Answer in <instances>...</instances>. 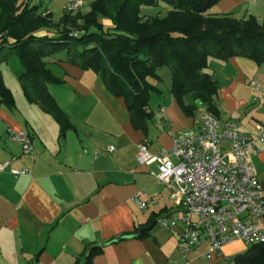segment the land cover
Instances as JSON below:
<instances>
[{
    "label": "crops",
    "instance_id": "crops-1",
    "mask_svg": "<svg viewBox=\"0 0 264 264\" xmlns=\"http://www.w3.org/2000/svg\"><path fill=\"white\" fill-rule=\"evenodd\" d=\"M210 13L253 15L262 22L264 0H220ZM59 56V66L51 68L65 83L50 84L49 90L76 129L61 137L56 119L26 96L13 109L0 102V165L6 164L0 170V264H74L89 244L104 245L93 264H225L224 256L238 258L259 248L237 241L224 246L222 254L205 257V242L185 254L179 245L181 230L158 223L175 209L169 189L150 174L157 170L156 163H138V152L142 142L153 152L171 147L166 120L182 127L192 125L195 117L179 113L173 96L162 92L164 102L168 100L161 105L166 112L160 111L166 132L138 130L123 97L113 96L94 71ZM211 67L220 86L221 118L234 119L243 131L254 132L264 113L253 100L250 82L257 81L264 90V63L234 56L224 64L213 59ZM83 95L87 102L79 99ZM110 102L127 114L106 120ZM10 129L30 132L36 152H25L22 143L11 139ZM109 145L115 146L113 152L106 150ZM257 149L254 161L264 184V145ZM95 150L101 152L95 155ZM16 168L31 172L14 176L11 170ZM136 193L148 201L145 210L134 201ZM154 222L146 236H137L136 227Z\"/></svg>",
    "mask_w": 264,
    "mask_h": 264
},
{
    "label": "trees",
    "instance_id": "trees-1",
    "mask_svg": "<svg viewBox=\"0 0 264 264\" xmlns=\"http://www.w3.org/2000/svg\"><path fill=\"white\" fill-rule=\"evenodd\" d=\"M218 1L93 0L86 12L64 7L63 17L56 21L43 0H1L0 102L11 109L16 106L1 64L18 60L13 68L27 99L56 119L61 137L76 129L49 90L50 84H63L65 79L48 68L45 58L65 52V61L94 71L110 93L125 99L138 130L151 128L150 100L162 90L149 77L160 79L164 67L171 73V94L186 116L204 106L221 118L220 86L208 71L210 58L241 56L263 64L264 19L210 13ZM161 4L168 7L163 15L143 12V6ZM137 230L138 237L148 234ZM103 250L104 245L89 244L74 264H80L81 258L83 264H93ZM254 264H264V250Z\"/></svg>",
    "mask_w": 264,
    "mask_h": 264
},
{
    "label": "built area",
    "instance_id": "built-area-1",
    "mask_svg": "<svg viewBox=\"0 0 264 264\" xmlns=\"http://www.w3.org/2000/svg\"><path fill=\"white\" fill-rule=\"evenodd\" d=\"M1 1V0H0ZM86 0H71L65 9L77 11ZM254 102L263 108L264 90L257 81L250 82ZM162 113L166 107L162 106ZM171 147L153 152L145 142L139 144L138 163H156L150 174L165 185L175 200V209L162 215L158 223L179 228L180 249L187 254L208 243L204 254H222L224 246L243 241L249 246L264 244V184L259 177L254 155L257 145H264V115L254 132L243 131L236 120L222 119L208 110L192 125L176 126L167 119ZM12 140L22 143L25 152L35 153L30 132L9 130ZM113 152L115 146H106ZM101 150H95L98 155ZM6 164L0 165L4 170ZM14 176L30 173V168H16ZM145 210L148 201L140 193L133 196ZM188 260L185 264H188ZM225 264H238L236 258L224 256Z\"/></svg>",
    "mask_w": 264,
    "mask_h": 264
},
{
    "label": "rangeland",
    "instance_id": "rangeland-1",
    "mask_svg": "<svg viewBox=\"0 0 264 264\" xmlns=\"http://www.w3.org/2000/svg\"><path fill=\"white\" fill-rule=\"evenodd\" d=\"M39 0H34V2H38ZM70 0H43V6H50L53 10H54V15H55V20L56 21H60V19L63 17L64 15V11L63 8L65 7V5L69 2ZM93 0H86V4L83 5L80 9H78L76 12H86L89 10L90 8V4ZM166 4H161L159 6H143V12H148V13H152V14H160L163 15L167 12L168 7H166ZM212 8V7H211ZM107 23V22H106ZM64 54L65 52H60L59 54H54L52 56H48L45 58L46 62H47V66L48 68H50L52 70L51 67H55V66H59L58 60L60 59L59 55ZM66 56V55H65ZM218 61L221 64H224V62H226V60L223 59H219V58H215V57H211L210 58V66L208 67V71L210 73L213 74V67H211V62L212 60ZM66 60V59H65ZM17 63H12V62H3L1 64V69H2V73H3V78H4V82L5 84L11 89L13 95H14V99L15 101H17L19 98H25L24 93H23V89L21 87V83L18 79V77L16 76V74L13 71V66L18 64V60L16 61ZM92 73H94L93 71H91ZM54 73V72H53ZM161 78H155V77H149V81L156 85L160 90H162V92H165V94L167 95V97L171 98L172 94L170 91V86H171V73L170 70L167 67L162 68L159 71ZM55 74V73H54ZM96 74V73H94ZM56 75V74H55ZM101 81V78L99 79ZM112 94V93H111ZM162 94V93H161ZM113 95V94H112ZM111 95V96H112ZM115 96V95H113ZM83 98H79L80 100H84L83 102H87L88 100L86 99V96H82ZM117 97V96H115ZM168 101V100H166ZM165 101V102H166ZM164 102V97L160 96V95H153L152 99L150 100V108L154 111V123L151 127L150 132H166V129L163 127V123H162V114L160 113V106L165 103ZM167 103V102H166ZM110 106V109H109ZM106 120L107 118H111V117H116V118H120L122 119V117L124 116V114L126 115V112H122V110L116 105V104H112V102H110V105L106 104ZM206 110V107L204 106H199L197 108V110L195 111V114L193 116H190L192 119L195 117L194 120H199L200 119V115L201 112ZM178 112L183 114L181 109H178ZM112 115H116V116H112ZM180 121V120H179ZM155 122H157L158 124L156 125ZM172 201V205H175L176 202L175 200H171ZM147 212V211H146ZM157 228H161V227H157Z\"/></svg>",
    "mask_w": 264,
    "mask_h": 264
},
{
    "label": "water",
    "instance_id": "water-1",
    "mask_svg": "<svg viewBox=\"0 0 264 264\" xmlns=\"http://www.w3.org/2000/svg\"><path fill=\"white\" fill-rule=\"evenodd\" d=\"M157 223L154 222L153 224H151L150 226L147 227H143L140 229V233H144V232H150L154 226ZM127 236H125L126 238ZM264 250V247H260L256 250H254L253 252L247 254V255H242L239 256L237 259V263L238 264H254V261L256 260V258L260 255V253Z\"/></svg>",
    "mask_w": 264,
    "mask_h": 264
}]
</instances>
